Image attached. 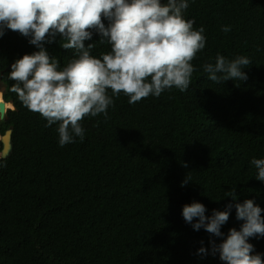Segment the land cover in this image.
I'll use <instances>...</instances> for the list:
<instances>
[{
    "label": "trees",
    "instance_id": "1",
    "mask_svg": "<svg viewBox=\"0 0 264 264\" xmlns=\"http://www.w3.org/2000/svg\"><path fill=\"white\" fill-rule=\"evenodd\" d=\"M184 16L206 37L189 89L136 104L121 93L107 118L85 117V138L63 147L58 124L47 126L10 91L12 63L38 48L19 32L0 37L3 98L15 106L0 124L1 133L13 129L12 150L0 157V264H225L210 241L241 228L235 207L224 237L194 230L182 211L198 201L211 216L246 199L264 209V181L251 165L264 158V0H189ZM99 38L85 42L98 58L111 50ZM45 47L61 68L75 54L59 35ZM217 54L249 57L248 79L208 80L202 65ZM235 187L233 201L225 195ZM249 242L264 256V237Z\"/></svg>",
    "mask_w": 264,
    "mask_h": 264
},
{
    "label": "clouds",
    "instance_id": "2",
    "mask_svg": "<svg viewBox=\"0 0 264 264\" xmlns=\"http://www.w3.org/2000/svg\"><path fill=\"white\" fill-rule=\"evenodd\" d=\"M188 6L189 0H0V37L6 30L19 32L38 48L12 63L10 91L29 111L45 118L47 126L58 124L61 147L75 143L77 137L82 141L81 121L100 114L107 118L121 93L129 97V104H136L149 96L158 98L165 90L187 91L197 71L192 61L206 45L205 28L195 29V21L184 16ZM222 30L227 33L231 26ZM94 33L101 45L111 47L99 58L91 54L96 44L85 43ZM57 35L61 46L75 53L63 68L45 47ZM251 63L247 56L229 60L217 54L215 63L205 62L202 69L218 84L246 81L243 69ZM251 165L257 170L255 178L264 181V158H253ZM191 181L187 174L181 186ZM225 196L236 201V187ZM233 207L244 223L239 230L231 228L219 243L212 239L211 254L218 253L225 264H264V256L254 254L249 242L250 237H264V209L253 199L230 202L211 216L203 203L194 201L184 205L182 215L194 230L224 237L221 229ZM207 253L206 247L198 250L200 255Z\"/></svg>",
    "mask_w": 264,
    "mask_h": 264
},
{
    "label": "water",
    "instance_id": "3",
    "mask_svg": "<svg viewBox=\"0 0 264 264\" xmlns=\"http://www.w3.org/2000/svg\"><path fill=\"white\" fill-rule=\"evenodd\" d=\"M6 87L3 86L2 88H0V91L3 93L5 91ZM7 104V101H3V105L0 108V113H3V117L0 119H4L7 118V111L8 109H14L15 106L13 104L12 107H8L5 108V105ZM12 128H8L6 130V132L1 136V142L3 143V148H2V152H1V156L0 157H6L10 154L11 150H12Z\"/></svg>",
    "mask_w": 264,
    "mask_h": 264
},
{
    "label": "flooded vegetation",
    "instance_id": "4",
    "mask_svg": "<svg viewBox=\"0 0 264 264\" xmlns=\"http://www.w3.org/2000/svg\"><path fill=\"white\" fill-rule=\"evenodd\" d=\"M4 86V84H3V82L0 80V88H2ZM0 93H2L1 91H0ZM3 94H4V92L2 93V97H3ZM4 99V98H3ZM5 119V118H4ZM4 119H0V124H1V121L2 120H4ZM7 130V129H6ZM6 130H5V132H6ZM4 132V133H5ZM4 133H1V131H0V152H2V148H3V143L1 142V136L4 134Z\"/></svg>",
    "mask_w": 264,
    "mask_h": 264
},
{
    "label": "rangeland",
    "instance_id": "5",
    "mask_svg": "<svg viewBox=\"0 0 264 264\" xmlns=\"http://www.w3.org/2000/svg\"><path fill=\"white\" fill-rule=\"evenodd\" d=\"M3 101H4V99H3V97H2V93H0V108H1V106L3 105ZM10 102H7V104L5 105V108H7V106H8V104H9ZM11 104V103H10ZM0 156H1V152H0Z\"/></svg>",
    "mask_w": 264,
    "mask_h": 264
},
{
    "label": "bare ground",
    "instance_id": "6",
    "mask_svg": "<svg viewBox=\"0 0 264 264\" xmlns=\"http://www.w3.org/2000/svg\"><path fill=\"white\" fill-rule=\"evenodd\" d=\"M11 107H12V105H11Z\"/></svg>",
    "mask_w": 264,
    "mask_h": 264
}]
</instances>
